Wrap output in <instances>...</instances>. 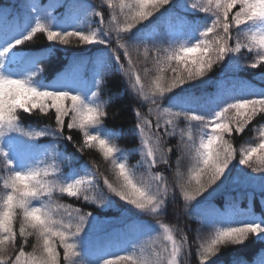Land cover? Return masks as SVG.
Instances as JSON below:
<instances>
[{
  "label": "trees",
  "instance_id": "16d2710c",
  "mask_svg": "<svg viewBox=\"0 0 264 264\" xmlns=\"http://www.w3.org/2000/svg\"><path fill=\"white\" fill-rule=\"evenodd\" d=\"M204 0H187L188 7L181 0H171V3L155 12L148 20L141 21L128 33H120L126 45H136L130 49L132 67L137 74L143 75L145 68L153 76V62L160 49V56H164L163 49L169 44L163 31L162 22L167 14L185 16L193 28L202 24H211L216 19L211 12L203 13L192 9L191 4H200ZM132 0H123L128 5ZM116 7L113 8L112 5ZM121 0H0V44L6 47L25 35L39 20L49 30L81 31L85 35L96 31L97 42L81 43L78 37H69L68 44L59 40L48 41L43 32H38L33 39L24 44L16 45L10 51H22V58L16 63H7L0 67V75L10 71L9 78H26L33 70L32 61L39 59L43 72L34 78L39 90L67 91L77 94L81 100L89 105L96 106L104 103L107 116L102 125H87L91 134H99L103 138L115 142L120 151L116 158L124 159L138 170H143L144 164L140 159V130L136 124L140 119L136 116L139 111L152 124V131H159L164 135L166 128L161 123L160 129L155 128L156 117L150 109L156 106L151 100L141 101L132 91L133 83L123 69L129 67L124 49L119 47L115 32L105 36L102 28L114 18L123 20L128 13L127 7L121 6ZM238 10L233 9V13ZM75 14L72 18L71 14ZM95 13H100L99 16ZM126 25L122 24L121 27ZM155 29V30H154ZM154 31V32H153ZM221 31L222 29H217ZM252 32L251 24L232 26L229 46H235L236 35ZM211 36V34H210ZM99 41H106L101 43ZM111 49H115L113 54ZM147 49V54H145ZM116 57H119L117 60ZM258 60L256 50L249 51L242 48L239 53H228L219 66L213 65L211 71L204 77L197 78L181 85L161 98L160 110L164 107L171 112L195 111L198 115L208 117L209 112L222 107L227 101L225 92L229 85H241L238 96L241 99H258L264 97V62L257 68L250 65ZM173 65L177 61L171 62ZM123 66V69L121 68ZM76 68V76L68 74L70 68ZM166 67V66H165ZM65 85L59 88L52 87V82L60 77ZM174 73L169 69L164 79L170 82ZM97 80L101 81L97 84ZM134 82V77L132 78ZM67 82V83H66ZM93 92H97L95 97ZM48 104L51 102L48 101ZM70 104V101H65ZM19 116L16 127L20 131L8 130L0 136V150L7 158L14 162L17 171H24L36 161L59 165L55 176L58 180L69 183L75 181L74 175L83 167L93 172L108 175V161L96 148L82 147L84 135L78 129H67L71 115L65 117L63 133L55 128V110L48 108L44 113L33 109L25 113L17 109ZM165 114L163 119H169ZM175 135L167 137V146L172 150L169 153V165H158L153 171L165 173V180L172 191L165 200V206L158 214L160 223L173 230V236L183 244L178 256V264H201L200 252L202 245L210 243L217 228L239 226L245 223H259L264 225V173H251L247 166L239 163L240 152L248 147L255 146L260 140V129L264 127V112L257 110L256 115L249 121L241 133H225L224 138L231 140L235 150V159L227 166L220 180L212 185L201 197L187 202L176 183L174 171H187V161L184 160L177 144L180 141L179 131L189 128V122L183 116L174 119ZM194 127V122H193ZM43 133L40 136L26 135L33 132ZM71 136L69 140L66 137ZM10 139L12 144L6 145ZM8 146V147H7ZM177 160L181 163L177 165ZM90 162V164L88 163ZM91 164H95L91 168ZM20 167V170L17 167ZM41 167L44 166L42 163ZM7 175L0 168V192L3 188V177ZM95 179V178H94ZM105 192V202L96 206L84 202L82 197H68L66 194H56L59 203L71 205L67 210L61 209L67 217L75 209L84 213H92L86 220L85 227L73 241L77 245L78 256L73 257L69 264H101L107 260L115 264L119 257L132 256L133 259L143 254L154 256L162 251L163 229L146 212H142L132 205L108 193L103 180L96 181ZM33 206L39 202L32 201ZM16 232L15 248L10 255L15 258L20 250L25 252L24 260H28L27 253L31 251L34 237L27 240L19 237V218L14 220ZM59 259L63 264V248L58 238H54ZM72 242V239H69ZM3 264V262H0ZM120 264H130V261H120ZM165 264L167 262L165 261ZM204 264H264V233L250 235L242 244H229Z\"/></svg>",
  "mask_w": 264,
  "mask_h": 264
},
{
  "label": "clouds",
  "instance_id": "9594fccd",
  "mask_svg": "<svg viewBox=\"0 0 264 264\" xmlns=\"http://www.w3.org/2000/svg\"><path fill=\"white\" fill-rule=\"evenodd\" d=\"M243 2L247 8L243 14L245 20H251L253 17L264 18V0H243ZM137 3L151 6V0H132L128 5H123L128 8V13L124 15L123 20L117 17L105 25L103 29L105 36L112 38L115 32L118 38L117 42L128 46L120 37L121 31L124 30L121 25H128L133 22L130 17L133 10L136 9ZM121 4H123V0H121ZM112 7L115 8L116 5L113 4ZM251 33V35L249 32L236 35L235 39L239 42L237 44L238 49H247L251 46V51H253L255 44L264 48V36L258 38V31ZM225 39L227 37L224 32L217 30L209 37L207 56L211 58V67L204 68L209 60L203 58L204 53L202 52L195 57L194 62H188L189 66L181 70L178 75L185 79L190 76V81H192L204 77L207 72L212 70L213 65L219 66L225 55L229 53L228 49H220L219 42H223ZM251 42L255 43L252 44ZM160 51V49H156L157 55L153 62L155 76L147 68L143 70L142 76L137 74L134 67L123 69L121 66V68L129 76V81L133 83L132 91L136 96L141 101L151 100V104L156 106L151 114L156 117L161 126V123L165 125L168 122V119H163V116L171 112L166 107L162 111L160 110L161 98L174 89L157 91L156 85L159 83L167 88L168 82L164 79V75L169 69L172 71L168 57L174 53L164 52L165 55L160 56ZM257 57L258 60L250 65L253 68L257 66L258 62H264V53ZM198 65L201 66L202 75L200 77L195 75V68ZM43 70L44 67L40 64L37 65L36 72L40 73ZM133 77L134 82L132 81ZM93 94L96 96L97 92H93ZM53 96H63L66 101H70L72 118L69 127L71 129L78 128L84 136H87L88 147L98 149L104 160L108 161V175L94 172L95 179L87 177L64 183L55 176L59 170L58 163L36 161L26 170L17 171L13 174L12 184L14 186L9 185L7 181L3 182V188L11 187V191L0 192V207L6 206L9 212L7 217L0 213V230H10L12 221L19 218V225L23 229L22 234L25 240L34 237V243L27 256L35 258V264H50L49 258L55 255L50 243L54 233L57 236L62 233L68 241L72 239L74 257L78 256L77 245L73 238L79 236L84 229L87 213L74 211L66 217L64 212L60 210H67L71 205L59 203L55 197L56 194L82 197L84 202L99 207L105 202V197L108 196L96 183L100 179L103 180V185L106 186L109 194L118 197L142 212H146L157 224L168 227L160 223L162 214H158V212L164 208L165 200L172 189L165 180V173L153 171V169L158 165H169L170 147L167 146V137L176 133L161 135L160 132L152 131L150 121L137 111L136 116L138 114L140 116V122L136 124L141 135L140 159L144 164L143 170H138L135 165H130L126 160L116 158V153L120 151V147L115 142L109 141L97 133L91 134L85 128V125L94 126L104 123L107 116L104 103L98 104L99 107H97V105L92 106L84 103L79 95L70 94L67 91L39 90L34 79L27 78L0 80V121L12 115L13 109L15 110L14 119L18 121L17 109L30 113L29 109L33 103L43 110L46 101ZM257 110L264 112V101L243 100L230 103L225 109L217 111L211 119L184 112L179 114L189 122V128L179 131L180 141L177 144L181 157L187 161V171L182 172L179 167L174 171L176 183L182 194L206 184L209 176L218 179L223 174L227 166L235 159L233 143L231 140L225 139L224 134H231L233 127H235L236 133H241L245 125L251 121L252 114L256 113ZM212 119H219L221 123L212 125L209 129V123ZM259 135V143L243 150L239 159V163L247 166L253 174L264 173V127H261ZM42 163L44 164L43 167L40 166ZM88 163L90 164V162ZM94 167L95 164H91V168ZM195 199L196 197L193 198V200ZM33 200L38 201L39 206H33ZM81 216H84L85 219L81 220ZM257 232H264V228L259 224H246L241 228H217L210 243L202 245L201 264L215 256L222 247L229 244H242L245 240H242L241 237L249 238L250 235L254 236ZM163 233L162 240L170 242L173 249L171 253L167 252L166 245H162V251L154 256H148L142 252L135 259L132 256L119 257L115 264H120V261L125 260L130 261V264H165V261L167 264H178V254L183 248V244L174 238L172 229L163 231ZM210 246L212 247L211 252L207 251ZM0 249H4L0 252V262L6 264L5 258L11 255L13 247L11 244L5 245L3 241H0ZM77 264H83V262L78 261ZM101 264H108V261L103 260Z\"/></svg>",
  "mask_w": 264,
  "mask_h": 264
},
{
  "label": "snow or ice",
  "instance_id": "6c2138e0",
  "mask_svg": "<svg viewBox=\"0 0 264 264\" xmlns=\"http://www.w3.org/2000/svg\"><path fill=\"white\" fill-rule=\"evenodd\" d=\"M170 3H171V0H151V6H145L143 4L137 3L136 9L133 10L132 16L130 17V19L133 22L131 24L124 26V30L121 32H123V33L130 32L132 29H134L136 27L137 24H140L141 21L148 20L150 17H152L154 15L155 12H158L159 9L163 8L165 5H168ZM181 3L186 5L187 7L189 6L187 0H181ZM121 6L123 7V4ZM237 6H238V10L233 13V9L237 8ZM190 7L192 9H198L200 12H203L206 14L211 12L212 15H214L216 17V19L213 20L210 25L209 24L205 25L204 30L200 32L201 38L199 40V43H197L195 46L188 47L184 43H179L178 48L170 47L168 49H163V51L165 53H174V55L170 54L168 59H169V63L172 65V72L174 73L173 77H175V78H171L170 82H168V84H167V88H164L161 84L158 83L156 85L157 91H167V89H176L177 87L184 85L191 80L190 76L185 79V78H181L178 75V73L181 70H183L184 68L189 66L188 62H194L195 61V57H191V58L189 57L190 53H193V52H196L197 50H200V53H202V52L204 53L203 58L209 60V63L207 65H204V68L206 69V68L212 66L211 58L207 56V52L209 50L207 45L210 43L209 37H211L213 35V32H215L217 29H222L225 36L227 37V39H225L223 42H219L220 43V49L221 50L228 49L229 53H239L242 48H239V49L237 48V44L239 43L238 41L236 42L235 46H229V40L232 38L230 36V32L232 31V26L233 25L241 26V25H244V24L249 23V22H257V21L264 22V18H256V17L251 18V20H245L243 14L246 12L247 8H246V5L243 2V0H204L203 3L191 4ZM95 15L99 16L100 13H95ZM176 20H177V23H182V19L180 17H177ZM102 29H104V28H102ZM209 29H212V31H209ZM38 32L45 33L48 41L51 42L54 40H59L62 44H68L69 43V37H78L81 43H86V44L95 43L98 40L97 35H96V31L90 32L87 35H85L81 31H75V30L74 31L58 32V31L49 30L43 23H41L38 20L35 23V26L32 27L20 39H16L14 41V43H10L5 48L0 50V58L5 57L6 53H8V51L11 48L15 47L16 45L24 44L25 42L32 40L34 35ZM210 34H211V36H210ZM251 34L252 33L249 32V35H251ZM257 36H258V38H260V36H264V29L258 30ZM99 42L106 43V41H99ZM251 43L254 44L255 42H251ZM119 47L124 49L125 57L128 59V64H129L128 68H131L132 67V59H131V55H130V49L133 47H137V46L136 45L125 46L123 44H119ZM247 49L251 52V46ZM255 50H256V56H259L260 54L264 53V48H261L258 44H255ZM111 51L113 54L115 53V49H111ZM145 54H147V49H145ZM116 59L118 60L119 57H116ZM173 60L177 61V63L175 65H173L171 63ZM39 64H41L39 59H34L32 61L33 70L27 74V76H26L27 79H34L38 76V72H36V68H37V65H39ZM259 64H260V62H258L257 66ZM0 65H2V60H0ZM257 66L255 68H257ZM195 75L197 77H200L202 75L201 66H199V65L196 66ZM9 79H14V78H9V77L0 75V80L7 81ZM100 83H101V81L97 80V84H100ZM92 96L95 97V94H93ZM243 100H251V101L260 102V101H264V97H259L258 99H238V100H235V102L236 101H243ZM48 101H50L51 103L48 104L47 103ZM48 101H46V106L43 108V110H41L35 103H33L29 109V112L31 113V111L33 109H39V111L41 113H44L48 108L54 109L55 110V126H56L55 129L57 131L63 133L64 123H65L64 118L68 117L69 115H71V118H72L71 106H70V104L65 103L66 99L63 96H53ZM229 104H230L229 102L226 103V106L222 107L220 110L225 109ZM97 107H99V106L97 105ZM150 111H154V110L150 109ZM165 111H167V110H165ZM14 113H15V110L13 109L12 115H9L3 121H0V136L4 135V133L8 130L20 131V129L16 127L17 121L14 119ZM180 113H181V111H176V112H170L168 114L170 118L168 119V122L165 124V126H166V128L172 129V131H166L164 134L174 133V129H175L174 119L180 117V115H179ZM184 113L189 114V112H184ZM256 113L252 114L251 120L256 115ZM192 115H198V114H192ZM137 117L140 119L139 114L137 115ZM70 122H71V119L67 123V129H69V130H71V128L69 127ZM219 123H221V120L212 119L209 123V127L212 125H215V124H219ZM150 127L152 129L151 122H150ZM85 128H86V125H85ZM155 128L157 130L160 129V122L159 121L156 122ZM232 131H233V129H232ZM154 132H159V131H154ZM235 132H236V130H235ZM42 134L43 133L38 132V131L33 132V133H26V135H32V136H40ZM66 138L69 140L72 139L71 136H67ZM88 146L89 145H88L87 136L85 135L84 136V143H83L82 147H88ZM171 150L172 149L170 148V151ZM242 151L243 150H241V152ZM241 152H240V158H241ZM225 163H227V162H225ZM177 165H179V160H177ZM0 168H3L7 173V175L5 177H3V182L7 181L9 183V185L14 186L12 184L13 174L15 172H17V170L14 167V162L9 160L2 150H0ZM222 175H220L218 179H215V178L209 176L206 184L200 185L197 189H194L193 191L184 192L183 196H184L185 204L187 205V202L193 201L194 197H196V198L201 197L212 185L216 184V182L218 180H220ZM7 190L11 191V187H9ZM101 203H103V201H101ZM74 211H81V210L75 209ZM0 213H2L5 217H7L9 214L7 207L6 206L0 207ZM91 215H92V213H90V212L87 213L86 218H88ZM83 219H85V217L81 216V220H83ZM13 222H14V220L12 221V225H11L10 230H0V241H3L5 243V245L11 244L12 247L15 248V241H16L17 236H16V232H15L14 227H13ZM246 224H259V223H245V224H241L239 226H233V227L234 228H241L243 225H246ZM259 225L262 228H264V225H261V224H259ZM160 226L163 229V231L170 230L169 227H166L164 225H160ZM77 231H79V228H77ZM22 232H23V229L19 225V237L25 239ZM261 233H264V232H257L255 235H258ZM54 238L59 239L60 246L63 248V264H69L71 259L74 257V245L72 243H70L62 233L59 236H57L54 233L51 237L50 243H51L53 250L55 251V255H53L49 258L50 264H61V261L59 259V253L56 250L57 246H56V243L54 242ZM241 239L246 240L248 238L241 237ZM2 251H4V249H0V252H2ZM172 251H173V249L171 246V252ZM207 251L211 252L212 247L211 246L208 247ZM24 257H25V252L23 250H20L18 252V254L15 255L14 259H11L10 256H8L5 258V261H6V264H35V258L28 257L29 258L28 260H24V259H22ZM3 264H5V262H3ZM108 264H112V262L108 261Z\"/></svg>",
  "mask_w": 264,
  "mask_h": 264
},
{
  "label": "rangeland",
  "instance_id": "374dc122",
  "mask_svg": "<svg viewBox=\"0 0 264 264\" xmlns=\"http://www.w3.org/2000/svg\"><path fill=\"white\" fill-rule=\"evenodd\" d=\"M203 2L204 1H202V3ZM74 16H75V14L72 13L71 17L73 18ZM177 17H180L182 19V23H177V20H176ZM249 23L251 24L252 31H258V30L264 29V22L257 21V22H249ZM162 27H163V31L167 37L169 48L170 47L178 48L179 43H184L188 47H193L194 45H196L201 38L200 32L204 30L205 26H203L202 24H199V25H197L196 28H193L192 25L188 22L187 17L178 16V15L170 13L164 17V20L162 22ZM2 49H3V47L0 45V50H2ZM199 54H200V50H197L196 52L190 53L189 57L190 58L196 57ZM22 56H23V52H21V51H8V53H6V55H5V57L0 58V60H2L3 64L4 63H10V62L16 63L22 58ZM76 70H77L76 68L72 67L69 69L68 74H72V76H73L72 78H75L76 72H77ZM9 75H10L9 70H7L6 74L3 73V76L8 77ZM52 83H53L51 85L52 87L59 88V87L65 85L64 84L65 80L61 76V78L59 77L58 80H56ZM240 89H241V85H237V84L229 85L226 88V92H225L227 101L224 103V105L222 107L226 106V103H228V102L233 103V102H235V100L241 99V98H239V96H240L239 90ZM238 93H239V96H238ZM222 107H217L216 109L210 111L207 118L211 119L214 116V114L217 111H219ZM190 112L193 114H197L193 110H191ZM210 128H211V126L209 127V129ZM6 142H7L6 145L12 144V141L10 139H8ZM17 169L20 170V167L18 166ZM87 177H93L94 178V172L87 167H83L79 172H77L74 175L75 180L87 178ZM167 244H168V248H169L168 253H171V244H170V242H167ZM181 251H182V249H181ZM181 251H180V253H181ZM178 256H179V254H178Z\"/></svg>",
  "mask_w": 264,
  "mask_h": 264
}]
</instances>
